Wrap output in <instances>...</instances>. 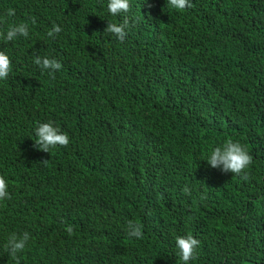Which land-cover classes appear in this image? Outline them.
Segmentation results:
<instances>
[{"label":"trees","instance_id":"trees-1","mask_svg":"<svg viewBox=\"0 0 264 264\" xmlns=\"http://www.w3.org/2000/svg\"><path fill=\"white\" fill-rule=\"evenodd\" d=\"M129 3L112 16L107 0H0V33L29 25L0 37V264L24 231L20 264H183L177 235L200 241L188 264H264V0ZM124 15L121 42L103 30ZM37 55L61 62L54 78ZM43 122L68 146L37 150ZM229 137L253 157L247 181L203 160Z\"/></svg>","mask_w":264,"mask_h":264},{"label":"clouds","instance_id":"clouds-1","mask_svg":"<svg viewBox=\"0 0 264 264\" xmlns=\"http://www.w3.org/2000/svg\"><path fill=\"white\" fill-rule=\"evenodd\" d=\"M167 4L176 10L192 7L190 0H167ZM148 6L151 7V4ZM106 7L112 16H120L122 13L127 14L130 11L131 5L129 0H107ZM14 15L15 10L8 9L7 16ZM30 19L32 24L36 23L35 17H31ZM129 27L130 19L127 15H124L123 21L120 23L108 22L103 32L111 34L123 42L127 37V29ZM61 31L62 28L59 25L53 24L51 29L48 30L47 35L50 38H55ZM28 35L29 25L27 22L12 24L7 28L6 33H0V37L7 42L15 40L18 36L27 37ZM33 62L42 70H46L53 78L54 74L62 68L60 61L47 56L41 57L37 55ZM11 67L12 64L8 55L4 51H0V80L7 79ZM34 134V147L42 152L50 153V150L57 146L67 147L69 144L68 135L57 126H54L52 122L38 123ZM203 160L211 168L219 169L224 173L230 172L232 175L239 176L242 180L247 181L249 179L247 169L252 164L253 157L239 141H234L229 137L220 145L213 147ZM42 161L47 163V159ZM183 191L185 194L190 193V189L187 186L184 187ZM5 199H11V197L8 192L7 181L3 176H0V201ZM66 230L69 235L73 234L71 226H68ZM125 230L131 238L140 239L143 237L142 226L132 220L127 222ZM29 239L30 234L27 231H24L22 234L11 233L7 237L4 251L15 260V264H20L18 253L25 249ZM174 239L180 260L183 264H188L193 259L194 251L200 244V241L192 235H177Z\"/></svg>","mask_w":264,"mask_h":264}]
</instances>
